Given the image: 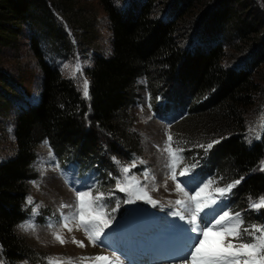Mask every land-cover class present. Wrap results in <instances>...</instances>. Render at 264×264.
I'll list each match as a JSON object with an SVG mask.
<instances>
[{
	"label": "trees",
	"instance_id": "obj_1",
	"mask_svg": "<svg viewBox=\"0 0 264 264\" xmlns=\"http://www.w3.org/2000/svg\"><path fill=\"white\" fill-rule=\"evenodd\" d=\"M97 1L112 32L113 54L98 57L86 71L87 99L49 64L41 48L48 42L68 51V37L53 13L76 25L89 42L92 20L76 8L77 0H0V59L6 50L20 53L28 42L42 86L35 103L18 86L23 78L16 82L0 67V117L13 111L15 127V156L0 164V264H42L39 249L17 233L30 214L25 206L29 182L38 178L34 163L41 144L62 168L91 177L103 189L104 209L115 227L123 214L134 217L128 194L119 191L123 174L117 164L136 158L139 144L130 111L145 91L160 117L180 115L171 127L177 132L173 143L186 149L187 159L200 162L195 181L233 185L225 196L217 193L220 210L242 214L249 231L253 224L264 229V207L258 212L251 208L264 199V130L260 141L251 147L245 143L250 118L264 116V7L258 0H173L172 12L159 19V0H141L143 4L124 10L114 0ZM204 7L210 9L206 26L197 34L196 17L192 24L187 17ZM244 50L251 52L249 61L229 65ZM21 103L24 108L14 112ZM42 212L37 222L46 224L52 216ZM156 212L151 220L131 224L139 226V239L172 230L171 209Z\"/></svg>",
	"mask_w": 264,
	"mask_h": 264
},
{
	"label": "rangeland",
	"instance_id": "obj_2",
	"mask_svg": "<svg viewBox=\"0 0 264 264\" xmlns=\"http://www.w3.org/2000/svg\"><path fill=\"white\" fill-rule=\"evenodd\" d=\"M114 1L117 8L122 10L127 9L128 7L135 8L138 5L144 3L143 1L141 2V0ZM258 1L259 5L264 7V2L262 0ZM172 3L173 0H159L158 8L161 11L155 15V18L164 19L168 13L172 12ZM76 6V8L81 9V12L85 14L84 16L92 20L93 31L88 37L89 40L87 39L89 42L83 41L81 37L83 32L82 30L78 29L76 25L74 27L68 25L65 21L66 18L62 14L53 13L55 19L63 25L65 33L68 37V51L63 52L58 47L53 46L48 42H42L41 48L49 64L58 69L65 78L75 82L78 85L77 89L80 90L82 94V82L85 79L88 81V96L86 97L88 99L89 80L88 76L86 75V71L93 67L98 57L109 58L112 56L113 37L112 32L109 29L107 16L104 13L102 7L98 4L97 0H77ZM168 6H171V8ZM205 8L206 7L201 10L195 8L194 11H190V15L187 17L188 21L190 22L189 24H192L193 19L196 17L193 21V25H199L200 27V30L197 34H200L201 29L203 30V27L206 26L205 18L210 9L208 10ZM77 10L78 9H75L73 12H76ZM81 16L85 18L83 15ZM203 21L204 25L202 26ZM28 34L30 33L28 32ZM79 36L81 40H79ZM199 37L203 38L204 40L210 39L204 36ZM188 39L192 40V34L190 37H188ZM26 44L28 45V42L23 43L20 53L15 54L10 50L4 51L3 57L0 59V67L4 71L8 72L9 76L16 82L18 81L19 77H22L23 82H17L18 86L23 88L30 99L36 103L40 97V92L42 89L41 75L37 68L36 61L32 58L29 47ZM207 44L209 43L207 42ZM213 45L214 43L207 45V47ZM253 50L254 49L251 51ZM244 51V53L242 52L239 54L237 56L238 58L233 60L229 65L235 66L237 64H241L242 62L249 61L251 52H248V50ZM65 65H67V67H65ZM77 65L82 68L81 72L76 71ZM175 89H179L178 85L175 86ZM146 95L147 92L145 91L142 100L136 98L134 102H138V104H133L134 106L130 111L133 117L132 131L137 135L139 144L137 150L133 151L136 158L135 160H130L126 163H116L117 168L120 169L121 173L123 174V179L118 182V187H125L128 189L127 193L137 192L140 195H143V193L140 192V189L137 187V182H139L140 185H142L148 192V197H151V200L155 201V203H150L148 197H144L142 199L137 198L136 196L132 197L133 202L127 204L129 209H138L142 213V215H139L134 219L138 221H142L143 219L150 220L151 217L147 212L146 207L155 208V211L158 212H161L163 208L167 207L177 208V212L183 211L182 206L177 205L175 201L183 200L185 197L177 190L176 186L178 185V178H176V180H172L171 173L174 170L177 176L178 170L182 171L185 168L191 169L193 165V163H191L193 161L185 159L186 154L184 151H186V149L173 143V140L175 139L174 134L177 133L176 130L173 131L171 127L166 126L154 116L150 107L146 103ZM22 108H24V104H15L14 112H17ZM12 113L13 111L10 112L9 116L6 118L0 117V164L12 159L15 156V127L13 120L14 115ZM256 114H254V116H252L250 121L247 123L248 129L245 136V143L250 147L254 143L261 140L264 130V116L258 118L255 117ZM169 135L172 137L171 141H168L167 139ZM169 147L171 148V152L167 151ZM181 149L183 151H181ZM180 152L183 153V156ZM173 154L175 155V159H173ZM138 167H140L139 170L137 169ZM125 168H128L129 171L125 172ZM34 169L38 178L29 182L30 193L27 197L25 206V209H28L30 214L26 221H23L18 226L17 233L21 237L27 239L29 244L34 245L39 249L41 252V259L39 260V263L84 264V262H93L95 264H182L185 262L190 264V261L181 260V257L189 250L188 245L190 243V237L193 235V233L189 231L193 225L189 224V216L187 213L184 214L183 218L180 217V219L183 220L184 229H181L180 233L185 236V250H180L177 246L172 244L170 246H174L173 255L168 256V254H165L164 256L159 255L157 257L156 255L142 254V251L144 250H155L156 241L146 243L144 249L138 250L136 252V256L130 255V249L128 247L118 246L117 248H114L111 246H102L99 242L93 246L91 241H89L87 238V234L82 229L78 231L74 227V224H69V227L73 228L72 232H69L63 227H57V222L60 219L58 213L67 217L72 216L73 209L71 206L73 204H78V197L76 195L77 191L90 189L91 196L95 197L98 193H103V189H100L101 187L94 182H92L91 185L86 188L83 181L87 179H93L91 177H80L73 173L69 167L62 168L58 163L56 164L54 162V154L46 144H41L38 148L37 160L34 163ZM61 170L69 171L68 173L72 176L70 181L74 190H72L62 179L60 174ZM206 183L208 184V188L203 193L201 198L205 199L210 196L211 199L216 200L218 195L215 189L220 186L213 184V181L209 182V180ZM188 195L191 196L194 195V193L190 194L188 192ZM29 199H31V203H29ZM208 203L209 207L205 208L204 212L210 213L208 219L211 220L212 217L215 216L219 211V209L218 205L211 204L210 200ZM213 208L215 209V212H212ZM251 208L255 212H258L261 209L254 207ZM94 210L104 215L105 218L109 219V215L106 212L108 208H96ZM225 210L229 211L228 209ZM40 211L50 213L52 218L48 223L44 224L40 221L36 222V215H39ZM204 212H201L197 215V224L203 223L202 217L204 216ZM120 214L121 213L119 212V215ZM135 214L136 212L134 215ZM241 215H239V219L242 221ZM122 218H125L124 214ZM187 221L188 223H185ZM247 224V222L244 224L242 221L240 226L241 236L238 240H234L232 237H227L224 243L227 244L231 241L232 243L238 245L241 242H248L251 237L245 235L243 231ZM111 225H113V223L110 221L109 226ZM253 226L261 228L257 224H253L251 225V231ZM178 227L179 225L176 224V228ZM218 228L219 226L213 228V232L218 231ZM111 230L113 229L110 227L104 229L99 239L101 240ZM57 235L62 237L65 242L60 243L55 238ZM256 235H259V233H256ZM150 236H152V234H150ZM73 238H75L77 241H82L84 246L81 247L77 243H74ZM209 238L213 239L214 237L212 236ZM165 240L166 238L162 239V241ZM159 241H161V239ZM157 250L163 251L162 247L158 248ZM101 255L109 257L110 261L97 259V257ZM241 259H243V257H241ZM24 264L28 263L24 262Z\"/></svg>",
	"mask_w": 264,
	"mask_h": 264
},
{
	"label": "snow or ice",
	"instance_id": "obj_3",
	"mask_svg": "<svg viewBox=\"0 0 264 264\" xmlns=\"http://www.w3.org/2000/svg\"><path fill=\"white\" fill-rule=\"evenodd\" d=\"M65 67H67V65H65ZM76 71L81 72L82 68L77 65ZM82 83L83 95L87 97L88 81L85 79ZM167 139L171 141L172 137L169 135ZM212 146V144H208L207 147L210 149ZM167 151L171 152V148L169 147ZM181 151L183 150L181 149ZM173 159H175L174 154ZM192 167H195V163H193ZM128 171L129 169L125 168V172ZM188 171L189 169L185 168L180 172V175L184 176ZM171 179L176 180V173L174 170L171 173ZM184 183L191 187V191L194 195H188V192L178 184L176 186L177 190L183 194L185 199L175 201L177 205L182 206L183 211L173 214L179 215L181 218H183L185 213L188 214L189 224L193 225L189 231L193 233V235L190 237V243L188 245L189 250L181 257V260L190 261V264H264V229L253 226L252 231H249V229L245 227L243 230L244 234L251 237L248 242H241L237 245L230 241L225 244L224 241L227 237L238 240L241 236L240 226L242 221L239 219V213L235 214V216H231L229 211L224 210L209 220L208 217L210 213L204 212V209L209 207V200L211 204H216V200L211 199L210 196L205 199L201 198L203 193L207 190L208 184L205 183L204 186L201 187L200 184L195 183L194 177H191ZM235 183L239 184L240 181L237 180ZM137 187L143 195L137 192H129V198L126 200L127 203L133 202V196L141 199L148 197V192L139 182H137ZM232 187L233 185L229 184L225 188L218 187L215 191L219 193L220 196H225ZM119 191L128 192V189L119 187ZM76 195L78 197V204H73L71 206L73 209L72 216L67 217L61 214L57 222V227H63L69 232H72L73 228L69 227V224L72 223L77 230L82 229L87 234V238L91 241L93 246H95L97 242L102 244L103 241L99 238L104 229L109 227L110 220L94 209L104 207V193H98L95 197H92L91 190L85 189L77 192ZM148 200L150 203H155V201L151 200V197H148ZM29 203H31V199H29ZM116 207H118V205H116ZM252 207L257 209L264 207V199L253 203ZM113 210H115V208H113ZM201 212H204V216L202 217L203 223L197 224V215ZM212 212H215L214 208ZM217 226H219L218 231L213 232V228ZM256 233H259V235H256ZM210 235L214 237L211 241L209 240ZM55 238L60 243L65 242L59 235ZM73 242L81 247L84 246L82 241H77L75 238H73ZM241 257H243V259H241ZM97 259L110 261L109 257L103 255L97 257Z\"/></svg>",
	"mask_w": 264,
	"mask_h": 264
},
{
	"label": "bare ground",
	"instance_id": "obj_4",
	"mask_svg": "<svg viewBox=\"0 0 264 264\" xmlns=\"http://www.w3.org/2000/svg\"><path fill=\"white\" fill-rule=\"evenodd\" d=\"M78 231H79V230H78ZM78 234H79V233H78ZM210 237H212V235H211ZM210 239H211V238H209V240H210ZM211 240H212V239H211ZM182 264H189V263H185V262H184V263H182Z\"/></svg>",
	"mask_w": 264,
	"mask_h": 264
}]
</instances>
